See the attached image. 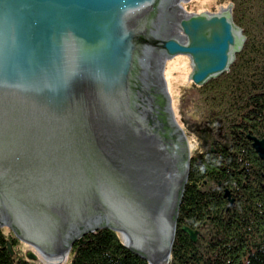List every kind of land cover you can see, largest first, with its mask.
Masks as SVG:
<instances>
[{
  "label": "water",
  "instance_id": "obj_1",
  "mask_svg": "<svg viewBox=\"0 0 264 264\" xmlns=\"http://www.w3.org/2000/svg\"><path fill=\"white\" fill-rule=\"evenodd\" d=\"M243 41L230 7L190 0H0V226L53 264L104 227L168 264L190 157L163 61L183 55L201 86Z\"/></svg>",
  "mask_w": 264,
  "mask_h": 264
},
{
  "label": "trees",
  "instance_id": "obj_2",
  "mask_svg": "<svg viewBox=\"0 0 264 264\" xmlns=\"http://www.w3.org/2000/svg\"><path fill=\"white\" fill-rule=\"evenodd\" d=\"M233 1L232 20L249 37L250 49L237 53L208 90L210 119L195 132L203 144L217 146H207L200 160L190 158L168 264H264V162L247 137L264 139V8L257 20L258 0ZM220 125L227 136L219 135ZM184 226L198 231L195 242ZM7 241L13 243L0 234V264H43L10 255ZM69 255L66 264H148L108 227L75 240Z\"/></svg>",
  "mask_w": 264,
  "mask_h": 264
},
{
  "label": "rangeland",
  "instance_id": "obj_3",
  "mask_svg": "<svg viewBox=\"0 0 264 264\" xmlns=\"http://www.w3.org/2000/svg\"><path fill=\"white\" fill-rule=\"evenodd\" d=\"M234 3L235 1L233 0H190V9L191 11H194L197 13H205V12L217 13V12H220L223 8L227 10V8L230 7V14L232 16ZM257 5H259L260 7L262 6L260 9H259V6H257L256 9H254V12H255L254 17L255 19L258 20L260 19L259 12L263 11L262 8H264V0H258ZM251 19L252 17H250V20ZM256 26L257 28H259L258 25ZM237 27L241 31V35L244 38L242 47L240 51H238L237 53H241V55H243L244 51H247L250 49V47H248L249 37L247 40V36H245L242 33V28L240 26H237ZM260 34L261 33L256 31L257 36H262ZM237 53L234 54L232 62L230 64L234 62L235 55ZM229 66L227 70L224 71V73H227L229 71ZM163 69H164L165 81H166L172 109H173L179 130H180L182 139L184 140L187 146L188 155L190 158L196 157L198 158V160H200L202 159V156L204 157V153L208 149L207 146L209 147L212 146L213 148H211V150L216 149L215 147L217 146V145L214 146L215 144L214 145L213 144L208 145V143H205L206 145L203 144L202 142L198 140L196 136V132L198 133L201 130L199 128L207 120L210 119L209 118L210 115L207 116L208 114L207 110L210 104L206 96L211 98L212 95L208 94V90L212 88L213 86L212 84L215 81L220 79V76L218 75L214 77L217 80L213 78L214 80L210 82L207 81V83H205L201 87L196 86L189 79V74L191 72V65L183 55H176L170 58H166L163 63ZM204 91H207V92L204 93ZM216 128H217V131L220 132L219 134L220 136L221 135L227 136V132L222 129V125ZM212 134L215 136L216 131H214ZM219 135L218 136L216 135V137L220 138ZM203 184H206V181H203ZM226 190L229 191L228 189L225 188L224 193ZM194 231H197V230H194ZM0 234H3V236L7 238V240L10 239L13 241V243L12 242L11 243L13 244L12 250L14 251L13 252L14 257L26 259L27 252H32L36 256V260H37L36 262L43 263L42 262L43 260L38 259V251L35 250L31 245L24 243L20 241L19 239H17L16 236L13 234V232L5 225L0 226ZM117 236L119 240L122 241L123 244H125L124 240L121 237V234L117 233ZM68 262L69 260L62 262L60 264H66ZM43 264H48V263H43Z\"/></svg>",
  "mask_w": 264,
  "mask_h": 264
},
{
  "label": "bare ground",
  "instance_id": "obj_4",
  "mask_svg": "<svg viewBox=\"0 0 264 264\" xmlns=\"http://www.w3.org/2000/svg\"><path fill=\"white\" fill-rule=\"evenodd\" d=\"M226 10L223 8L222 10H221V12H225ZM165 61V60H164ZM164 61H163V63H164ZM2 221V220H1ZM107 222H105L104 220H95V221H93V222H91V223H89L87 226H86V228L87 229H91V228H94L95 226H97V225H100V224H106ZM121 234V237H122V239L124 240V243L127 245V246H130L131 245V242H130V240H129V238L125 235V234H123V233H120ZM43 263H48V264H53V262H51V261H46V260H43L42 261Z\"/></svg>",
  "mask_w": 264,
  "mask_h": 264
},
{
  "label": "flooded vegetation",
  "instance_id": "obj_5",
  "mask_svg": "<svg viewBox=\"0 0 264 264\" xmlns=\"http://www.w3.org/2000/svg\"><path fill=\"white\" fill-rule=\"evenodd\" d=\"M247 137H248V135H247ZM7 242H10V241H7ZM26 260H27V261H31V262H36V261H37V260H36V261L29 260V259H27V257H26Z\"/></svg>",
  "mask_w": 264,
  "mask_h": 264
}]
</instances>
